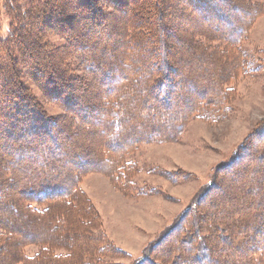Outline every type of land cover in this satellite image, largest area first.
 <instances>
[{
    "label": "rangeland",
    "instance_id": "rangeland-1",
    "mask_svg": "<svg viewBox=\"0 0 264 264\" xmlns=\"http://www.w3.org/2000/svg\"><path fill=\"white\" fill-rule=\"evenodd\" d=\"M185 1L162 18L136 0L100 18L108 30L64 21L34 31L42 51L16 46L17 104L0 103V264L40 252L29 239L96 264L86 231L107 234L97 264H264V0ZM66 193L58 215L28 209Z\"/></svg>",
    "mask_w": 264,
    "mask_h": 264
},
{
    "label": "trees",
    "instance_id": "trees-1",
    "mask_svg": "<svg viewBox=\"0 0 264 264\" xmlns=\"http://www.w3.org/2000/svg\"><path fill=\"white\" fill-rule=\"evenodd\" d=\"M134 1L136 0H0V23L4 20H6L8 23L6 34L3 36L0 34V103L4 102L5 100L7 107L14 105L13 102L17 104V102L14 101V99L16 100L17 97H14V95L18 90L17 88L20 87L19 80L21 79V77L17 66L18 62L16 61V53H15L16 52L15 50H17L16 46L18 47L19 45H21L23 47H28L29 49L34 48V50L37 52L42 51L44 49L43 45L41 43H38L40 39H37L38 35L35 36L34 31L37 32L41 27H44L46 25H50L53 27H57V25L58 27L60 25L63 26L65 22H68V24L70 25H74L75 23L73 24V22H75V20H78V22H82L83 25H85L90 20H95L99 24L103 25V28L108 30V28L111 27L110 22L102 21L100 18L103 19V17L109 15V13L115 12L117 9H121L124 7L125 8L131 7L136 10L138 9L137 8L138 6L137 4L135 5ZM154 2L156 5H152L153 2L145 3L146 6L150 7L148 11L151 13L155 11L156 16L161 15L162 18L164 17L166 18L168 12V11L166 12V10L169 9L171 10V8L173 10H178L180 3L182 2L185 3L186 1L185 0H179V1L154 0ZM103 3L106 5H104ZM145 5L144 7H146ZM176 13L177 11L173 12V14L175 15ZM164 29L166 30V27H164ZM29 51L30 53H33V50H29ZM10 59H14V60L9 62ZM36 62L33 65H31V68L35 72L44 73L46 72V70H48L47 66L49 63H46L45 61H43L44 62L43 63L38 60ZM244 62L245 64L247 63L246 61ZM124 67L126 68L127 66ZM122 72H126V70L122 69ZM11 95L13 99H10ZM5 96L6 98L4 99ZM206 108L207 107L202 108V111ZM202 111H200L199 117L201 118L206 117L207 113ZM112 123L119 124V121H115ZM234 160H232L231 163H233ZM108 161H110L109 158ZM105 169L109 177L110 176L113 177L114 175H116L115 173H113L112 167L111 168L107 167ZM117 178L119 179V176H117ZM122 182L125 183L126 181L123 180ZM75 191H77L76 186L72 189V193L75 194ZM69 195L70 193L59 195L58 197L59 200H57L58 202H56L55 200V203L57 204L55 206L53 205L52 209L50 208V206L43 207V209H39L34 206L33 204L34 202L29 203L27 206L31 213H39L40 215L48 216L49 214L48 210L50 209V213L54 212L53 215L54 214L58 215V212L60 210L59 207L66 209L69 208L67 207V205H69L71 201L67 200L65 202L62 201L61 199V198H67ZM36 201H41V200L36 199ZM50 201L51 200H49V202ZM197 202L198 200L196 201V206H197ZM66 213L69 214L68 210L66 211ZM68 217L70 218L71 222L74 218L75 219L80 218L81 223L83 222V217L77 216L74 213L68 215ZM70 221L68 222L70 223ZM77 223L81 224L78 221V219H77ZM84 223L88 224L89 222L88 220H86ZM85 228L87 227L85 226ZM83 236H84L83 237L84 241H87L84 244L85 245L84 250L88 251V253L86 252L84 254H86L88 257V254H91V252H93L91 255H89L87 259H89L90 257H95L94 263L96 264L99 263V259L101 260V257H98L100 254L99 252L104 251L103 250L104 248L99 247L97 245V242H99L100 238L105 239V236H107V234L99 233L94 235L86 231V234ZM65 237L70 238L73 237V235H69V236L66 235ZM227 238L228 237L223 238L222 240L229 242V239ZM34 243H38L41 246L40 252H37L34 255H27L25 253H22L21 256L19 257L20 260L19 264H50V263L56 264V262H61V263L66 262V259L69 260L67 264L70 263L72 264L73 262L76 264L78 263L80 264L81 262L80 257H82V254L80 255V257L76 256L72 258V255L70 254L61 255L55 253V251L58 249V246H56V244L52 243L50 240L47 239H39L36 241L30 239L28 240V245ZM114 248L119 251L125 252L123 249L119 247L117 248L114 246ZM193 249L194 250L198 249V247L195 246L193 247ZM203 249L205 250L206 253L210 254L209 247L207 248V246H204ZM198 257L200 256L198 255ZM149 259H150L149 257L143 256L137 262V264H141ZM84 264H89V263L85 262Z\"/></svg>",
    "mask_w": 264,
    "mask_h": 264
}]
</instances>
